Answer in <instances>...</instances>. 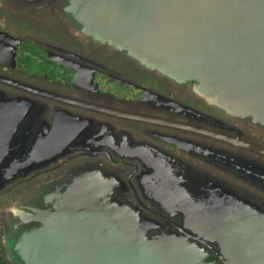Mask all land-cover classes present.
Listing matches in <instances>:
<instances>
[{"label": "flooded vegetation", "instance_id": "af4514ba", "mask_svg": "<svg viewBox=\"0 0 264 264\" xmlns=\"http://www.w3.org/2000/svg\"><path fill=\"white\" fill-rule=\"evenodd\" d=\"M101 16L81 0H0V215L58 176L99 171L147 223L129 233L189 237L217 264L234 263L238 235L264 248V123L97 35ZM3 224L0 264H18Z\"/></svg>", "mask_w": 264, "mask_h": 264}, {"label": "water", "instance_id": "95a60500", "mask_svg": "<svg viewBox=\"0 0 264 264\" xmlns=\"http://www.w3.org/2000/svg\"><path fill=\"white\" fill-rule=\"evenodd\" d=\"M81 2L102 7L97 35L116 37L113 39L119 46L151 66L173 69L174 74L183 70L190 77L201 78L204 89L212 94L235 98L220 99L218 105L223 109L264 123V0ZM105 12L111 13L108 20ZM191 28L194 30L188 32ZM77 173L70 181L69 176H58L54 184L30 189L1 212L15 262L43 264L36 258L31 261L35 245L43 241L45 229L59 222L53 231L74 235L60 248L68 264H85L88 260L87 264H217L189 237L179 235L166 241L160 234L129 233L128 229L148 227L147 223H140L130 207L116 204L111 180L99 171ZM19 174L6 172L4 180H13ZM63 180L65 184L59 182ZM47 187L55 188L54 192L45 193ZM39 188H44L43 192L38 193ZM38 209L50 214L38 220ZM37 221L46 224L43 233H35ZM156 226L151 223L150 227ZM21 231L25 232L24 240H18L19 249L14 250L18 245L16 234ZM244 236L243 241L237 240L241 248L226 249L233 264H264V248L257 251L249 233L237 238Z\"/></svg>", "mask_w": 264, "mask_h": 264}, {"label": "rangeland", "instance_id": "374dc122", "mask_svg": "<svg viewBox=\"0 0 264 264\" xmlns=\"http://www.w3.org/2000/svg\"><path fill=\"white\" fill-rule=\"evenodd\" d=\"M86 5H87V7H89L90 4H86ZM193 30H194L193 28H191L189 30L187 29L188 32H191ZM213 96H214V99H216L217 101H220V99H223V100L224 99H228V100H234L235 99V98L227 97V96L225 98L221 95H216L215 93ZM255 99H256V95H255ZM261 112H264V108L261 109ZM50 189H51L50 187H47L45 193H47ZM37 192L38 193L40 192V188L37 190ZM51 192L53 193L54 191H51ZM58 225H59V222L57 224L53 223V225H51L50 227H48L45 230V233H44L45 236L43 237V235H42L43 241H41L35 245L36 247L34 248V251L32 253L33 254V257L31 259L32 262L36 258L37 261H41V263H43V264H68L65 256L62 255L60 248L66 241L69 240V237H72L74 235L71 232L68 234L63 233L64 235H60L59 232H62V231H58V230L53 231V229ZM6 233L8 234L9 230L6 229ZM40 233H43V232L40 230L38 232V234H40ZM24 234H25V232H23V231L19 232V235L16 234L18 236L17 238L15 237L16 240L17 241L20 239L24 240L23 239ZM59 236H62V237H59ZM21 245L24 246V242H22ZM7 249H8V252H10V247ZM13 249L14 250L19 249V241H18V245H16ZM22 251H24V250H22ZM17 253L20 254V251H18ZM87 262L85 261V264H87ZM96 263H97L96 261H91V264H96Z\"/></svg>", "mask_w": 264, "mask_h": 264}]
</instances>
